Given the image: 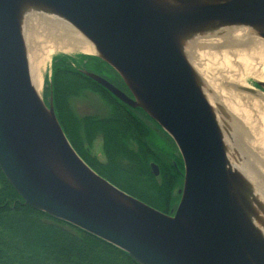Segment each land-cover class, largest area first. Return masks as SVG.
I'll use <instances>...</instances> for the list:
<instances>
[{
    "label": "water",
    "instance_id": "1",
    "mask_svg": "<svg viewBox=\"0 0 264 264\" xmlns=\"http://www.w3.org/2000/svg\"><path fill=\"white\" fill-rule=\"evenodd\" d=\"M46 11L80 31L95 50L80 53L105 61L130 94L83 73L142 109L175 143L183 181L171 213L96 173L68 141L51 99L45 103V77L41 90L32 85L24 27L29 16L37 25ZM230 26L253 28L264 40V0H0V170L9 184L35 210L138 264H264V224L252 210H264V189L253 188L249 176L258 173L264 185V165L261 174L250 155L247 170L229 154L224 131L238 117L223 105L220 88H209L197 73L186 49L209 33L224 39ZM255 82L260 88L232 85L264 97V80ZM151 168L158 175L157 165Z\"/></svg>",
    "mask_w": 264,
    "mask_h": 264
},
{
    "label": "trees",
    "instance_id": "2",
    "mask_svg": "<svg viewBox=\"0 0 264 264\" xmlns=\"http://www.w3.org/2000/svg\"><path fill=\"white\" fill-rule=\"evenodd\" d=\"M43 98L77 154L100 176L162 212L175 208L183 162L171 137L142 109L132 108L83 73L97 74L130 94L115 70L100 58L56 53ZM97 94L109 107L104 116L79 115L71 101ZM100 137L104 161L91 153ZM154 145V148L153 146ZM158 145V146H157ZM156 146V147H155ZM158 165V175L150 163ZM0 264H138L126 252L27 204L0 170Z\"/></svg>",
    "mask_w": 264,
    "mask_h": 264
},
{
    "label": "bare ground",
    "instance_id": "3",
    "mask_svg": "<svg viewBox=\"0 0 264 264\" xmlns=\"http://www.w3.org/2000/svg\"><path fill=\"white\" fill-rule=\"evenodd\" d=\"M28 18L24 27L26 52L30 81L36 90L40 89L42 82L40 66L44 63L43 61L50 52L55 50H80L88 53L95 51L92 44L80 31L50 11H46L45 14H38V23L34 27H30V21L33 23L35 20H32L31 16ZM33 28L35 29L34 31ZM254 30L253 28L249 29L240 26L225 27L224 39L217 38L216 35L209 33L205 35L206 39H201L204 42H201L200 46L188 45V47H186L188 50L187 55L192 65L201 78L203 77L202 79L209 88L214 90L220 88L217 80L222 84L223 82L234 83L236 85L239 83L238 80L230 78L227 75V73H232L234 75V71L229 69L225 70L228 64L232 63L236 65V62L231 61V54L232 56L239 55L240 61H243L246 56L251 57L250 50H258V52L264 53V40L258 38L253 33ZM235 59L238 60V58ZM224 71H226V74ZM238 85L240 86V84ZM206 96L209 100L211 99L209 93H206ZM224 96L223 105L228 109V112L237 115L235 108V104L237 103H232V101L235 102L238 94L229 90L226 91ZM212 105L214 106L215 104L212 103ZM249 144L259 153H264L259 146L256 147L253 141H250ZM252 159L254 158L252 157ZM259 161L260 160L255 158L254 163L258 162V166H255L260 173L262 167L259 168V166H261ZM252 178L254 179V177ZM255 183L258 185L260 191L264 189V185L259 182V180L257 181L255 179Z\"/></svg>",
    "mask_w": 264,
    "mask_h": 264
},
{
    "label": "rangeland",
    "instance_id": "4",
    "mask_svg": "<svg viewBox=\"0 0 264 264\" xmlns=\"http://www.w3.org/2000/svg\"><path fill=\"white\" fill-rule=\"evenodd\" d=\"M35 25L31 24L30 27H34ZM34 30L35 29L33 28V31ZM198 45L200 46V42L197 43V46ZM56 53L75 54L80 53V50H55L50 52L43 61L44 63H42L40 66L42 79L45 76H48L50 72L51 58ZM250 53L251 57L246 56L244 60L242 59L243 61H240L239 55L232 56L231 54V61L236 62V65L231 63L232 65L226 64L227 66L225 67V70L229 69L235 72L234 75L232 73H227L230 78H235L239 81L238 84L248 88L254 85L253 82L255 79L259 78L264 80V53L258 52V50H250ZM235 58H238V60ZM224 73L226 74V71H224ZM217 83L220 86L222 94H225L226 91L229 90H232L234 93L238 94L237 99L235 102L232 101V103H237L235 104V108L237 111V120L239 124L235 122H228L227 125L229 127H227V129L224 128L226 148L229 154L233 155L232 157L240 163L244 162L243 164L247 170H249L248 167H250L252 162L250 155L259 158L261 165H264V153H259L249 144L250 141H253L256 144V147L259 146L264 152V97L257 94L256 92L242 91L239 88L234 87L229 82H223L222 84L217 80ZM216 91L219 92V89H216ZM71 105L74 111H76V113L79 115L95 114L104 116L107 114L109 109L108 105L97 94L93 93H86L82 98L80 97L72 99ZM152 146L154 148V145ZM90 149L91 153L98 160L104 161L105 157L102 150V141L100 137H97L93 141ZM249 174L252 179L251 184L254 188L256 185L255 179L258 181V179H260V175H258V173L251 175V172ZM252 177H254V179ZM252 210H254L253 212L256 218L258 219L259 217L260 222L264 224V210H259L256 206Z\"/></svg>",
    "mask_w": 264,
    "mask_h": 264
},
{
    "label": "flooded vegetation",
    "instance_id": "5",
    "mask_svg": "<svg viewBox=\"0 0 264 264\" xmlns=\"http://www.w3.org/2000/svg\"><path fill=\"white\" fill-rule=\"evenodd\" d=\"M254 83V87H256V88H260V86L254 81L253 82ZM151 163H153V162H151ZM151 163H150V167H151ZM155 164V163H154ZM157 165V164H156ZM157 167H158V165H157ZM158 169V172H159V168H157ZM151 171H152V168H151ZM178 190H179V188L177 189V192H178ZM179 193V192H178ZM180 195V194H179ZM176 208V207H175ZM175 208H171L170 210H169V213H171V211H173Z\"/></svg>",
    "mask_w": 264,
    "mask_h": 264
}]
</instances>
